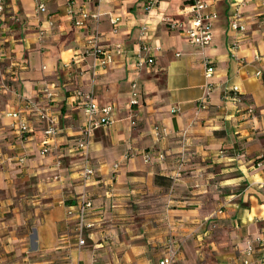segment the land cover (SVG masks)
I'll use <instances>...</instances> for the list:
<instances>
[{"label":"crops","instance_id":"0c3cea01","mask_svg":"<svg viewBox=\"0 0 264 264\" xmlns=\"http://www.w3.org/2000/svg\"><path fill=\"white\" fill-rule=\"evenodd\" d=\"M210 1L212 40L198 48L182 0H159L150 13L146 0H0V264H158L169 237L172 264H264L263 6ZM235 13L244 30L230 27ZM143 25L153 62L138 66ZM204 58L214 66L206 98ZM76 89L114 108L87 153L77 146L86 116ZM28 101L56 120L45 154L46 123ZM81 196L92 222L83 245Z\"/></svg>","mask_w":264,"mask_h":264},{"label":"built area","instance_id":"2783aa9c","mask_svg":"<svg viewBox=\"0 0 264 264\" xmlns=\"http://www.w3.org/2000/svg\"><path fill=\"white\" fill-rule=\"evenodd\" d=\"M103 1V0H98ZM159 0H146V12L150 13L152 9L156 6ZM263 6V14L261 18V24L264 28V0H261ZM183 9H185L189 13L188 26L184 29L185 36L187 41L191 45H195L198 48H204L211 43L212 40V32L210 28V23L207 22V19L211 17H215L216 14L210 11L211 1L210 0H182ZM38 10L43 11L45 6L42 3L37 5ZM82 17H87V12L81 11ZM98 16V14H96ZM115 22L114 19H112ZM75 24H80L82 22L81 19H75ZM174 22L173 24H175ZM230 27L232 29L244 30V26L239 24L238 22V14L235 13V16L230 22ZM147 36V28L146 26H141L140 29V37H139V49L136 55V64L140 66L143 62L152 63L153 57L144 56V53L149 51L152 47L146 42L144 39ZM94 42V41H93ZM94 44V43H93ZM158 48V47H156ZM237 48V43L233 42L230 46L231 53H234ZM121 49H117L116 53H119ZM93 52L96 54H101L100 63L102 65L106 64L111 60V54L106 50L102 49L99 46L94 47ZM204 76L207 79L204 87V98L208 96L210 91L213 88V83L210 81L213 73L214 66L212 64L211 59L204 58ZM135 86V84H133ZM231 93L230 98L233 101L241 100V93L237 86H233L229 90ZM74 95H77L81 98L83 110L86 116L85 123L82 127L81 134L79 139L77 140V146L84 153H87L89 146V136L92 130L100 125L110 124L113 121V105H99L91 92H84L81 89H76ZM27 107H31L34 109L38 115V117L45 121L46 125L44 127L45 140L40 149L42 154H45L50 151L48 146V140L57 133L56 120L54 117L48 115L45 110L37 107L32 101L27 102ZM200 107L204 108V102L200 103ZM253 108L249 107L248 112L253 113ZM12 115L17 118V127L19 131L24 132L28 130L27 120L24 117H21L18 112H13ZM157 156L159 158H163V153H158ZM151 156L149 154H145V160H150ZM261 159H264V153L261 156ZM116 166V164H115ZM94 170L89 165H85L83 168V180L88 181L91 179ZM264 184V179L261 182ZM91 206V202L85 197L81 196L78 200L77 205V222L75 226V232L78 238V244L83 245L85 243L84 233L87 228L92 226V222H89L87 219V209ZM178 248L175 244L173 238L169 237L166 244V252L159 259L158 264H172L175 261L177 255ZM252 252V246L248 245L246 249V253L249 256ZM246 263L248 260L245 261ZM80 264V263H79Z\"/></svg>","mask_w":264,"mask_h":264}]
</instances>
